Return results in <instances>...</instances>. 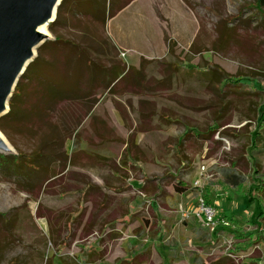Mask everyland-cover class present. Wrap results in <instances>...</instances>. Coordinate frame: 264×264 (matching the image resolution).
Here are the masks:
<instances>
[{
  "label": "rangeland",
  "instance_id": "obj_1",
  "mask_svg": "<svg viewBox=\"0 0 264 264\" xmlns=\"http://www.w3.org/2000/svg\"><path fill=\"white\" fill-rule=\"evenodd\" d=\"M184 1L197 28L190 45L172 40L173 52L151 60L112 46L102 61L89 54L126 71L89 96L87 118L77 97L33 114L38 68L20 78L27 126L0 130L13 155L41 149L49 161L0 163V264H264V8ZM50 25L38 55L55 38ZM66 124H79L73 137ZM201 197L230 225L211 233L195 215Z\"/></svg>",
  "mask_w": 264,
  "mask_h": 264
},
{
  "label": "trees",
  "instance_id": "obj_2",
  "mask_svg": "<svg viewBox=\"0 0 264 264\" xmlns=\"http://www.w3.org/2000/svg\"><path fill=\"white\" fill-rule=\"evenodd\" d=\"M106 2L107 0H97L98 4L102 3L104 6H106ZM255 2L258 9L262 7L264 8V0H255ZM50 27L53 29L54 24L52 23ZM61 42L67 43V41L56 37L55 40L43 45L39 50V55L29 65L26 71L27 73L25 72L26 76H28L34 67L38 68L35 74L30 75L33 80L38 82L37 93H39V100L37 101L39 105L34 106L35 111L33 110V114L36 113L38 116L41 115L50 117L49 114L51 109H42L46 102L54 103L55 100L60 98L75 99L74 97H77V100H79L81 104V111L87 110V113L84 116L87 118L92 111L91 109L88 110L87 107H84L83 105L88 103L89 96L95 92L104 91L101 89L109 90L125 73L126 69L121 70L117 65L110 64V67H107L101 63H94L91 59V56L89 57V54L94 52L97 56V59L102 61L104 54L106 53L105 50H107L108 53V50L111 48V46L112 48L114 47L117 49L106 38H103V40L101 38L98 40L97 38L95 44L90 46H80L72 41H69L67 45L62 44ZM175 46L176 43L174 41H169V52H173ZM46 54L48 55V58L46 57ZM108 61L111 63V58ZM218 73L221 75H226V77H223V79H229L228 77H230V75L221 69L218 70ZM22 96L23 87L17 85L14 94L10 99V110L5 115L0 117V128L7 135H9L7 129L10 126H16L18 128H25L27 126L22 122L23 119H26L25 117H28V111L21 107ZM85 118L82 119L81 123ZM260 120V126L262 130L264 129V117L260 118ZM79 128V124H77V128H71V125L68 124L65 125V130L70 131L69 138L73 137ZM209 130L216 131L217 127H210ZM55 131V125H50L49 133L44 135V139L47 140L45 145H51L53 142H55ZM184 134L187 135L186 132ZM259 136L260 134L257 133L253 141H255V139ZM48 161L49 158L44 155V152L41 149H38L32 153L20 152L18 155H5L0 153L1 164H5V166L17 167L19 170L24 169L25 167L35 168V165H39V168H42L44 163L41 162ZM47 170L48 169L46 168L45 171ZM52 174L53 175L51 178H55L59 173L53 171ZM260 189L262 188H252L254 191H258ZM179 190H181L180 186L177 188V191ZM250 194L251 196L249 199L251 202H254L255 197L252 195V193Z\"/></svg>",
  "mask_w": 264,
  "mask_h": 264
},
{
  "label": "crops",
  "instance_id": "obj_3",
  "mask_svg": "<svg viewBox=\"0 0 264 264\" xmlns=\"http://www.w3.org/2000/svg\"><path fill=\"white\" fill-rule=\"evenodd\" d=\"M52 23L54 40L81 46L74 38H93L99 28L117 50L149 60L165 57L171 40L190 45L197 32L184 0H62Z\"/></svg>",
  "mask_w": 264,
  "mask_h": 264
},
{
  "label": "water",
  "instance_id": "obj_4",
  "mask_svg": "<svg viewBox=\"0 0 264 264\" xmlns=\"http://www.w3.org/2000/svg\"><path fill=\"white\" fill-rule=\"evenodd\" d=\"M61 2L0 0V117L10 110V99L20 78L37 57L39 47L51 38L41 28L49 27L55 20ZM0 133L3 134L1 130ZM0 153L17 154L1 134Z\"/></svg>",
  "mask_w": 264,
  "mask_h": 264
},
{
  "label": "built area",
  "instance_id": "obj_5",
  "mask_svg": "<svg viewBox=\"0 0 264 264\" xmlns=\"http://www.w3.org/2000/svg\"><path fill=\"white\" fill-rule=\"evenodd\" d=\"M205 167H202L200 178L196 182V185H200V180L203 178ZM197 211L195 212L196 217L202 221V223L209 228L211 233H215L221 226H229L230 223L226 218H218V211L214 205L208 203L203 197L198 201ZM185 217L188 215L185 214Z\"/></svg>",
  "mask_w": 264,
  "mask_h": 264
},
{
  "label": "bare ground",
  "instance_id": "obj_6",
  "mask_svg": "<svg viewBox=\"0 0 264 264\" xmlns=\"http://www.w3.org/2000/svg\"><path fill=\"white\" fill-rule=\"evenodd\" d=\"M41 31H42L43 33H46V34H48L49 36H51V33L49 32L47 26H43V27L41 28ZM0 134H1V136L6 140V142H9L8 139H6V137L4 136V134H2V133H0Z\"/></svg>",
  "mask_w": 264,
  "mask_h": 264
}]
</instances>
